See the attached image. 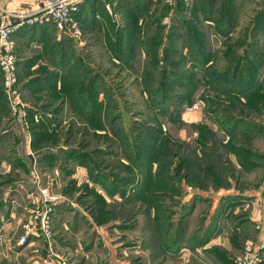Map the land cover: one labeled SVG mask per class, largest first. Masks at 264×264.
<instances>
[{
    "label": "rangeland",
    "instance_id": "374dc122",
    "mask_svg": "<svg viewBox=\"0 0 264 264\" xmlns=\"http://www.w3.org/2000/svg\"><path fill=\"white\" fill-rule=\"evenodd\" d=\"M82 5L0 69V264H264V0Z\"/></svg>",
    "mask_w": 264,
    "mask_h": 264
},
{
    "label": "built area",
    "instance_id": "2783aa9c",
    "mask_svg": "<svg viewBox=\"0 0 264 264\" xmlns=\"http://www.w3.org/2000/svg\"><path fill=\"white\" fill-rule=\"evenodd\" d=\"M86 0H44L40 9L31 14L13 13L14 22L0 26V69L4 75V82L11 88L17 79V62L13 53L12 36L22 26L55 24L61 31H68L77 34L79 32V21L76 15L79 8ZM6 11V10H5ZM4 12V11H3ZM52 208H47L40 216V226L46 237L51 235L49 229V216ZM22 238L21 242L25 241ZM258 258H251L250 254L240 261V264H258Z\"/></svg>",
    "mask_w": 264,
    "mask_h": 264
},
{
    "label": "crops",
    "instance_id": "0c3cea01",
    "mask_svg": "<svg viewBox=\"0 0 264 264\" xmlns=\"http://www.w3.org/2000/svg\"><path fill=\"white\" fill-rule=\"evenodd\" d=\"M44 0H9V2L7 3L6 6V11H4L3 13L0 14V24H4V23H11L14 22L15 19L12 17L13 13H21V14H31L36 12L38 9H40V7L42 6ZM4 2V0L1 1L0 4H2ZM96 4H98V1H96ZM83 5H81V7L79 8V11L77 13V15L80 13V11L82 10ZM95 10H97L96 6L91 8V13H96ZM87 12V9H85V13ZM77 18V17H76ZM77 20L79 21V19L77 18ZM44 29L43 27H29V26H24L22 27L15 36V40L16 43L17 42H23V40H25L27 37H29V33L32 32L34 30V35L39 34L40 30ZM36 40V38H35ZM39 42V41H36ZM126 55V53H125ZM128 58L129 60H131L132 56H134V54H132L129 50L128 52ZM252 192H245V195H249ZM262 201H255L254 205L255 208L257 210V213L254 214L255 219L257 220V222H259L260 224V228H261V237L260 238H264V198H261Z\"/></svg>",
    "mask_w": 264,
    "mask_h": 264
},
{
    "label": "water",
    "instance_id": "95a60500",
    "mask_svg": "<svg viewBox=\"0 0 264 264\" xmlns=\"http://www.w3.org/2000/svg\"><path fill=\"white\" fill-rule=\"evenodd\" d=\"M9 2V0H4V2L2 4H0V14L6 10V6L7 3Z\"/></svg>",
    "mask_w": 264,
    "mask_h": 264
},
{
    "label": "trees",
    "instance_id": "16d2710c",
    "mask_svg": "<svg viewBox=\"0 0 264 264\" xmlns=\"http://www.w3.org/2000/svg\"><path fill=\"white\" fill-rule=\"evenodd\" d=\"M84 9V7L82 8V10L80 11V13L78 14V15H76V17L79 19V17H80V15L81 14H85V11L83 10ZM86 9V8H85Z\"/></svg>",
    "mask_w": 264,
    "mask_h": 264
}]
</instances>
